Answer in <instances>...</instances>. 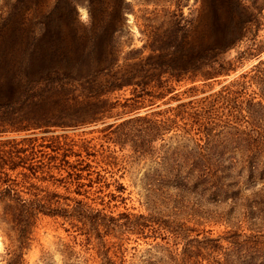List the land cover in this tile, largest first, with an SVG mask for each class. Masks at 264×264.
<instances>
[{
    "label": "trees",
    "instance_id": "obj_1",
    "mask_svg": "<svg viewBox=\"0 0 264 264\" xmlns=\"http://www.w3.org/2000/svg\"><path fill=\"white\" fill-rule=\"evenodd\" d=\"M63 1L75 14L76 0ZM234 2L246 8L241 0ZM87 8L88 18L81 30L93 22L91 14L96 9L92 5ZM250 19L222 18L208 38L176 29L156 44L153 40L150 48L156 53H149L146 62L153 68L168 66L171 75L162 79L158 72L139 74L140 69H133L118 80L111 78L105 91L133 85L122 101L97 99L102 92L95 89L98 82L91 77L97 69L90 65L89 53L82 54L84 45L75 54L61 48L59 66H32L27 56L18 59L26 64L1 72L0 130L68 127L106 116L119 117L104 124L100 134L75 145L64 143L63 133H31L0 140V202L17 239L5 264H19L21 248L38 213L67 220L69 226L81 230L84 241L96 238L100 264L109 262L107 248L122 251L117 239L102 248L107 244L103 236L114 231L154 240L151 246L163 257L155 262L147 259L148 264H163L164 259L168 264H264V185L249 194L241 193L254 180L264 178V55L259 56L264 42L256 38L257 26L247 30ZM242 42L236 58L255 56L256 61L216 90L136 112L155 103L153 98L172 91L171 81L183 71H190L191 80L197 75H215L217 70H200L203 62L210 64L208 52L225 51ZM133 73L138 78L132 80ZM144 99H148L146 103ZM168 132L183 137L172 144L163 142ZM109 142L128 148L135 156L159 155L156 172L148 182L158 207L145 213L123 210L112 214L90 205L88 199L108 203L124 189L108 169L112 162L102 160L113 150H109ZM95 156L100 157L99 162ZM36 181L57 183L64 192L47 187L34 191ZM110 185L116 193L105 190ZM215 202H224L226 208L211 211L205 207V203ZM181 212L184 217L178 216ZM211 217L222 220L227 228L212 235L209 228L187 223L195 220L199 222L193 223L200 224ZM112 264L124 263L120 259Z\"/></svg>",
    "mask_w": 264,
    "mask_h": 264
},
{
    "label": "rangeland",
    "instance_id": "obj_2",
    "mask_svg": "<svg viewBox=\"0 0 264 264\" xmlns=\"http://www.w3.org/2000/svg\"><path fill=\"white\" fill-rule=\"evenodd\" d=\"M88 2L87 5V0L74 1L76 13L73 14L63 0H0V75L10 66L22 64L24 61L20 62L18 59L27 56L30 57L32 66H43L47 63H50L51 67L59 66L58 51L61 48L75 54L84 45L85 51H82V54L89 53L86 57L91 60L92 68L97 69L96 74L91 76L98 82L95 89L102 92L97 99H104L108 103L114 100L122 101L123 96L130 94L133 86L126 84L121 88L105 91L111 78L118 80L120 76H127L129 72H133V69H140L139 74L158 72L162 79L171 75V68L164 64L153 68L146 62L145 57L149 53H156L150 48L153 40L156 44L173 30L177 29L180 32L183 30L188 34L203 33V38H208L214 34L216 25L222 18H251L248 21L250 23L246 24L247 30L252 31L257 26L256 38L264 42V0H241L246 7L244 9H241L234 0H122L121 4L119 0ZM89 5L96 9L94 15L91 14L93 22L89 28L81 30L80 25L88 18ZM244 42L225 51L219 49L208 52L210 64L203 62L200 70H217L215 75L206 78L197 75L191 80L188 77L190 71H183L178 79L171 81L172 91L160 98H153L156 100L155 103L143 106L136 112L143 113L152 108L175 104L178 97L182 100L190 97L196 99L216 90L222 83L246 70L256 61L255 56L236 58L237 50ZM262 55L264 49L259 54ZM228 67L226 73L220 72ZM130 78L134 80L138 75L133 73ZM189 86L193 88L187 89ZM251 88H254V85H251ZM144 100L146 103L148 99ZM118 119L119 117L106 116L68 127L48 125L25 130L8 128L0 130V140L31 133L36 135L63 133L64 143L75 145V142H81L84 138L100 134L99 129L104 124ZM182 137L180 133L168 132L163 142L172 144ZM108 144L109 150H113L102 160L112 162L108 169L121 182L124 189L120 196L111 198L108 203L101 204L88 199L90 205L103 207L102 211L112 214L123 210L145 213L148 208L158 207L157 198H152L148 182L151 174L156 172L154 169L158 166L159 155L135 156L128 148H119L112 142ZM99 158L95 156L97 162ZM35 183L36 188L30 187L34 191L47 187L50 190L64 192L63 186L52 184L51 181ZM262 185L264 178L256 179L250 187L243 188L241 193L249 194L251 190ZM107 189L116 193L112 185L105 188ZM23 194L27 193L24 191ZM205 207L211 211H220L226 208V204L205 203ZM178 216L185 215L181 212ZM214 218L216 217L201 221L200 224H196L199 221L195 220H189L187 223L196 228H209L211 234L215 235L227 226L222 220ZM80 231L78 227L69 226L67 220L60 216L38 213L29 231L27 243L21 248L19 264H100L102 259L98 253L99 245L95 242L96 238L91 237L84 241L85 235L79 233ZM103 237L107 243L102 247L104 249L109 242L116 239L122 243L121 252L114 247L107 248L105 254L109 258L107 264L116 263L120 259L124 264H148L147 259L155 262L163 257L156 248L153 249L151 244L154 240L150 238H136L135 234L119 231L105 234ZM16 245V231L0 202V264L7 262L10 250H15ZM163 264H168V261L164 259Z\"/></svg>",
    "mask_w": 264,
    "mask_h": 264
}]
</instances>
